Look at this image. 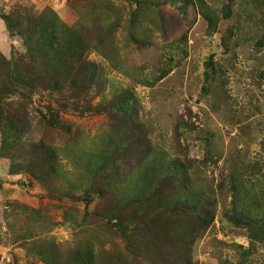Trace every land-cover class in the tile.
<instances>
[{
    "label": "rangeland",
    "instance_id": "obj_1",
    "mask_svg": "<svg viewBox=\"0 0 264 264\" xmlns=\"http://www.w3.org/2000/svg\"><path fill=\"white\" fill-rule=\"evenodd\" d=\"M6 16L96 75L2 99L0 264H264V0H0V84Z\"/></svg>",
    "mask_w": 264,
    "mask_h": 264
},
{
    "label": "trees",
    "instance_id": "obj_2",
    "mask_svg": "<svg viewBox=\"0 0 264 264\" xmlns=\"http://www.w3.org/2000/svg\"><path fill=\"white\" fill-rule=\"evenodd\" d=\"M53 17L46 23L47 30L45 25L43 26V31L39 27L42 23L40 21L32 22L31 24L34 27L27 29L22 24L24 21H21L19 18H15L14 20H11L9 16L4 18L9 31H16L27 48H29L28 43L30 41L35 43L30 45L31 50L25 53V56L29 58L27 63H36L38 57H41L42 63H45V65L43 66V72L39 71L37 76H30L22 70V65L24 64L22 58L3 59L2 57V63L5 68L4 75H2L3 81L0 84V103L4 97L19 92L18 89H21V91L27 90L32 93L35 86H42L38 83L42 79L46 80L49 89L60 91L63 88L71 89L76 86L78 73L88 72L91 77H95V66H89V63L85 59L88 54L87 43L76 34V30L79 27L74 29L66 28L68 31L63 33V28L59 21L51 20ZM28 19L29 17L26 18V20ZM50 109L52 110V108ZM0 116L2 117L1 111ZM6 120L12 126V122L10 121L11 116H6ZM52 248L55 249L54 246ZM43 262L48 264L45 261ZM49 264L60 263L55 261ZM75 264H95L93 252L86 248L79 250L77 253L75 252Z\"/></svg>",
    "mask_w": 264,
    "mask_h": 264
}]
</instances>
